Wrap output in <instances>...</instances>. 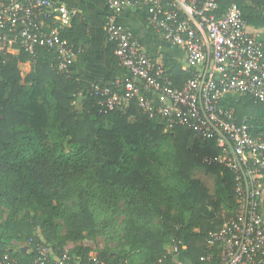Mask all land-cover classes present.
<instances>
[{"label":"trees","instance_id":"trees-1","mask_svg":"<svg viewBox=\"0 0 264 264\" xmlns=\"http://www.w3.org/2000/svg\"><path fill=\"white\" fill-rule=\"evenodd\" d=\"M216 1L221 9L236 5L248 33L264 36V0ZM87 29L86 20L76 14L71 25L61 30L75 59L82 57L88 45ZM107 53L115 63L111 47ZM33 59L30 63L22 51L18 56L0 55V214L2 207L9 210L0 223V255L9 254L19 264H33L41 240L57 239L54 249L60 255L63 244L78 241L83 232L94 229L99 218L120 215L128 230L118 245L127 246L128 252L147 250L151 264L158 260L173 264L163 240L168 235L185 246L176 254V264H204L207 235L221 228L214 218L225 206L193 178V170L219 154L214 142L198 140L183 128L165 133L161 121L149 120L133 104L101 116L92 99L84 97L80 109L73 110L72 102L80 92L75 61L66 77L56 71L51 54L40 51ZM21 65L27 67L24 74ZM168 72L173 80L181 79L177 81L181 84L186 78L174 69ZM226 104L234 108L238 121L246 117L263 126L262 108L252 99L228 97ZM157 145L166 147L165 151L159 153ZM150 150L161 155V168L173 171L169 178L175 189L151 174ZM208 169L222 175L234 204L231 174L215 165ZM161 202L168 204V212L163 224L155 228L152 214ZM32 204L44 216L62 221L66 236L58 239V224L44 225L36 216L21 217V209ZM170 210L176 216H169ZM12 241L25 245L27 251L14 254L6 249ZM76 256L81 264H88L91 252L78 248ZM99 258L103 264H118L106 250Z\"/></svg>","mask_w":264,"mask_h":264},{"label":"built area","instance_id":"built-area-1","mask_svg":"<svg viewBox=\"0 0 264 264\" xmlns=\"http://www.w3.org/2000/svg\"><path fill=\"white\" fill-rule=\"evenodd\" d=\"M103 2L105 39L126 75L95 83L77 96L92 99L98 115L133 104L149 120L161 121L166 132L183 128L198 140L214 142L219 154L204 162L231 174L235 206L221 228L208 233L201 261L264 264V119L262 127L246 117L238 121L234 108L226 104L228 97H248L262 108L264 117V36L248 33L236 5L221 9L216 0ZM124 12L142 13L153 35L181 50V72L186 76L182 84L117 22ZM76 14L58 0H0V55L17 47L33 59L43 51L54 56L56 71L68 77L76 53L61 30ZM174 244L171 253L185 249ZM61 252L54 254L41 240L33 264H81L80 258L72 261ZM0 264L19 263L3 254ZM88 264L103 262L94 255Z\"/></svg>","mask_w":264,"mask_h":264},{"label":"rangeland","instance_id":"rangeland-1","mask_svg":"<svg viewBox=\"0 0 264 264\" xmlns=\"http://www.w3.org/2000/svg\"><path fill=\"white\" fill-rule=\"evenodd\" d=\"M34 61L35 59L31 58L30 63ZM20 68L21 72L24 74L27 68L26 65H21ZM82 100L83 99L81 97H76L72 102V109L79 110L82 104ZM164 132L166 133V131ZM193 142L194 139L190 138V144H192ZM165 149L166 147H161V149H158L160 151L159 153H163ZM150 153L153 155V157L148 158L147 162L149 165L148 169H150L151 174H153L156 178L160 180L163 179L168 181L169 186L175 189V182L172 180V178H169L173 173L171 168H161L159 164V162L161 161V155L158 154L156 151L153 152L152 150H150ZM193 178L197 179L201 183V185L206 189L207 193L213 200L219 199L224 204L225 208L222 209L218 214H216L214 218L215 221L221 222V224L223 225V223H225L231 217L234 204L231 203L229 194L224 189L225 183L222 179V175L220 173L210 171L208 169V166L205 165L203 167H198L193 170ZM170 193L171 192L169 191V194ZM165 203L166 202H161V204L157 205L156 211L152 214L153 224L155 228H158L163 224L162 217L165 216L168 212V204ZM231 205L233 207H231ZM1 210L2 212L0 214V223L4 222L9 215V210L7 208L2 207ZM168 215L176 216V212L174 210H170V213H168ZM20 216L29 218L32 216H36V218H38L44 225L58 224V239L66 236V230L62 221L54 220L47 216H44L42 214V211L35 204H32L30 206L26 205L24 208H22L20 211ZM127 230L128 226H125L123 216L114 215L105 219L99 218L96 221L94 229L83 232L81 234V238L78 241H68L63 244L60 249L68 253L72 261H76L77 259H79V257L76 256V250L78 248H87L91 252L90 257H93L94 255L97 257L103 250H106L108 251L109 256H111L112 258L116 257L118 264H151L150 256L147 250H141L133 254L128 252L127 246L124 247L118 245L121 240L120 238H124ZM193 231L197 232V229H193ZM172 239V236L168 235H165L163 237L167 253H170V255L174 257V260L172 262H176V254L174 255V253H171L173 245H175L173 242L174 240ZM56 243L57 239L47 243L54 254L56 252V249H54ZM179 245L181 246V241L179 242ZM24 247L26 246L21 245L15 241H12L6 245V249H11L14 254H18L19 250ZM186 264H188V262H186Z\"/></svg>","mask_w":264,"mask_h":264},{"label":"crops","instance_id":"crops-1","mask_svg":"<svg viewBox=\"0 0 264 264\" xmlns=\"http://www.w3.org/2000/svg\"><path fill=\"white\" fill-rule=\"evenodd\" d=\"M58 1L80 14L88 24V45L85 47L82 57L75 59V72L78 76L77 82L80 91H87L95 83L109 82L124 77L126 75L125 70L118 65L115 58V63H113L107 55L110 46L106 42L103 30L106 15L103 0ZM117 22L129 28L135 37L142 42L147 52L153 55L158 62L161 61L160 63L169 70H176L181 77V65L184 61L183 53L153 35L146 28L142 13L124 12L118 17ZM20 52L18 48H9L4 52V56H18ZM176 80L179 81L181 79ZM233 212L234 209L231 216Z\"/></svg>","mask_w":264,"mask_h":264},{"label":"water","instance_id":"water-1","mask_svg":"<svg viewBox=\"0 0 264 264\" xmlns=\"http://www.w3.org/2000/svg\"><path fill=\"white\" fill-rule=\"evenodd\" d=\"M24 251H25V248L22 249V252H24Z\"/></svg>","mask_w":264,"mask_h":264}]
</instances>
